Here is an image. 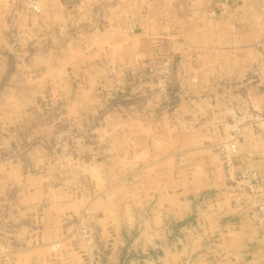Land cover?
<instances>
[{"label":"rangeland","instance_id":"374dc122","mask_svg":"<svg viewBox=\"0 0 264 264\" xmlns=\"http://www.w3.org/2000/svg\"><path fill=\"white\" fill-rule=\"evenodd\" d=\"M257 1L253 0L252 7L262 15L257 8ZM43 2L45 9L50 6L45 0ZM77 2L82 3V0ZM106 5L107 1L104 0L98 3L102 12L107 10ZM51 7L56 8L57 5L53 3ZM79 13L81 16L71 13L68 18L33 15L24 8V0H0V30L4 31L1 38L5 41L4 49L0 50L4 57L0 65V95L12 87L23 90L40 88L34 97L15 96L10 91L0 97L4 110L21 100L27 103L33 98L35 100L28 112L15 115L14 119L13 115L4 117L1 133L9 138L11 134H19L21 140L7 146L0 143V174L2 171L13 170L15 166L21 167L23 171H54L59 183L70 188L79 198L96 200L97 204H105L108 198L115 217H119L120 221L116 224L119 238L116 251L112 249L114 255H110L106 240L101 239L88 212L77 219L71 218L72 230L67 233L72 238L69 244L72 248L81 245L86 249L83 252L87 264H163L167 249L174 248L175 241L180 240V228L196 221V214H191L179 223L166 215L164 223L160 225L163 232L160 237L156 239L152 234L149 241L139 239L144 226L140 220L154 216V205L158 199L156 195L160 194L158 190H139L144 171L146 175L153 171H166L169 176L174 171V181L184 190L204 169L218 171L220 174L226 172L229 166L215 145L226 134L228 136L226 124L232 123L240 113L237 107L234 109V105H240L241 112L264 108V71H261V76L257 74L254 78L252 70H247L240 80L222 81V86L213 82L212 95L181 96L179 81L174 79L175 71L169 52L165 51L164 57L160 54L157 56L153 48L152 59L150 52L136 48L129 53L141 57L145 55L141 58L145 64L142 60L137 62L145 68L143 71L125 72V49L115 47L114 42L110 43V37H114V34L100 29L91 31V22H87L91 17L83 18L81 9ZM210 14L215 18L222 15L228 18L230 13L225 9H213ZM106 22L107 18L102 15L100 27ZM136 28L134 31L123 32L120 43L124 39L129 40ZM132 42L126 44L132 45ZM39 53H49L53 58L66 57L69 60L58 81L54 78L52 82L34 80L41 75L39 71L26 69L31 67L27 65L29 59ZM93 55L99 59L96 61L98 63L88 62L87 58ZM261 56L264 58L262 53ZM82 58L83 63L75 62ZM109 59L111 63H108ZM165 60L170 65L167 76L163 77ZM93 67L96 69L93 70ZM19 71L29 78H11L12 74ZM207 73L204 71L202 75ZM238 88L243 90L244 97L240 94L236 96L234 89ZM230 89L234 91L230 92ZM253 91L256 93L253 94ZM184 99L197 104L194 108L198 111L180 108ZM225 101L231 105L228 111L220 106ZM210 104L215 105L212 112L208 110L211 109ZM143 123L148 126L144 130H147L149 138L142 128ZM244 136L246 140L253 137L249 133ZM243 140L239 144V154L234 158L233 166L242 164L247 158L259 160L263 157L258 152L255 155L242 153L243 148L249 146L246 142L242 144ZM240 170H237L233 184H240L238 186L242 190L245 185ZM172 189L173 186L167 187L169 191ZM14 190L9 196H3L1 202L0 264H18L17 250L25 246L21 241L25 238L20 231L22 225L14 221L18 215L11 206L17 194ZM99 192H103V196L93 199ZM185 195L194 200L192 192ZM208 195L209 192L203 191L200 194L201 200H208ZM102 204L100 206L103 207ZM103 212L99 211V216ZM127 216L137 217L138 222L131 220L128 224ZM152 226L156 228L154 224ZM88 228L92 230L90 235ZM63 237L52 243L54 254L64 249L66 239ZM58 243V250H53ZM171 263L172 259L169 258L168 264Z\"/></svg>","mask_w":264,"mask_h":264},{"label":"crops","instance_id":"0c3cea01","mask_svg":"<svg viewBox=\"0 0 264 264\" xmlns=\"http://www.w3.org/2000/svg\"><path fill=\"white\" fill-rule=\"evenodd\" d=\"M45 1L50 5L43 13L45 15L68 18L73 13L81 16L79 13L81 9L82 17H91L87 20L88 23L91 22V31L100 29L113 33L114 37H110V43L114 42L115 47L125 49V72L143 71L145 68L137 64L145 55L141 57L129 53L134 52L136 48L150 52L151 56L153 48L157 56L160 54L164 57L165 51L169 52L175 71L174 79L179 81L178 89H181L179 92L181 96L212 95L213 82L222 86V81L240 80L247 70H252V77L257 74L261 76V71H264V58L261 56V53L264 56V15L253 9V0H104L107 1V10H103L104 13L98 7V3L103 0H89L90 3L87 0H83L82 3L72 0ZM53 3L57 5L56 8L51 7ZM96 7L98 10H94ZM213 9L217 11L225 9L230 13L229 17L222 15L215 18L210 14ZM102 15L107 18V22L100 27ZM128 22H133L135 27L137 26L136 32L133 36L128 34L130 41L124 39L121 44L120 36ZM3 32L1 29L0 50L5 47V41L1 38ZM131 39L132 45L126 44L131 42ZM83 58L75 62L83 63ZM87 60L98 63L96 61L99 59L93 55ZM3 61L4 57L0 54V65ZM142 61L145 64V60ZM68 62L66 57L57 59L49 53H39L29 59L27 65L31 67L26 69L39 71L41 75L33 78L34 80L44 79L46 82H52V78L58 81L62 77L63 67ZM111 62L109 59L108 63ZM57 64L59 66H56ZM245 66L247 68H244ZM95 69L96 67H93V70ZM204 71L208 72V75H202ZM11 78L18 80L29 77L19 71L17 74H12ZM201 82H209V84L206 86ZM199 85H202V89ZM232 90L230 89V92ZM234 90L237 92L236 96L240 94L244 97L242 89ZM9 91L15 96L34 97L40 88L23 90L12 87L5 92L2 91L0 97ZM254 93L256 91H253ZM215 94L221 95L220 92ZM189 102L184 99L180 108L196 110L194 107L197 104ZM34 104V98L30 103L21 100L17 104H11L8 110H4L3 104H0L1 144L7 146L21 140L19 134H11L9 138L1 133L4 117L13 115L14 119L15 115L28 112ZM210 105L211 109L208 110L212 112L215 110L212 108L215 105ZM220 106L228 111L231 105L230 102L225 101L220 103ZM233 107L234 109L237 107L239 112L242 110L238 104ZM142 128L148 129V126L143 123ZM144 131L149 138L147 130ZM245 142L249 146L244 147L242 153L255 155L258 152L263 155L256 160V164L264 174L263 142L254 137L249 140L245 138L242 144ZM241 168V164L228 168L229 175L227 171L220 174L218 171L204 169L187 190L182 189L174 181V171H171L170 176L166 171H153L150 175H146L144 171L145 175L142 177L139 190H155L160 191V194L156 195L158 199L154 205V216L140 220L144 226L143 234L139 239L149 241L152 234L156 239L160 237L163 233L160 225L164 223L166 215L179 223L195 213L196 221L180 228L182 232L179 236L180 240L175 241L174 248L167 249L163 264H168L169 258L172 259L171 264H264V223L260 226L250 218L254 204L251 202L247 188L244 186L240 190L238 186L240 184H233L238 174L237 170ZM56 177L54 171H23L18 166L0 174V210L3 206L1 203L3 196H9L14 189L17 193L11 206L18 215L15 216L14 221L22 225L21 235L25 236L21 239L25 246L15 252L19 257L18 264H87L83 252V249H86L81 245L72 248L69 244L72 238L67 234L72 230L71 218L77 219L85 212L90 214V220L99 230L101 239L106 240L111 250L110 255H114L119 238L116 224L120 221L119 217H115L114 208H111L108 198L105 204H97L96 200L81 199L70 188L59 183L60 180ZM168 186H173L172 191L167 190ZM203 191L209 192L208 200H201L200 194ZM187 192H192L194 200L187 198L185 195ZM100 195L103 196V192H99L93 199H99ZM101 204L103 207L100 206ZM99 211L103 212L101 216L98 214ZM126 218L128 224L131 220L138 222L137 217ZM153 224L156 228L152 226ZM144 229L147 231L144 232ZM62 237L66 239L64 249L54 254L52 243ZM181 245L182 249H180Z\"/></svg>","mask_w":264,"mask_h":264},{"label":"built area","instance_id":"2783aa9c","mask_svg":"<svg viewBox=\"0 0 264 264\" xmlns=\"http://www.w3.org/2000/svg\"><path fill=\"white\" fill-rule=\"evenodd\" d=\"M17 2V0H14ZM25 9L33 14H40L43 11L42 0H24ZM257 8L264 14V0L257 1ZM135 24L129 22L125 31H134ZM170 62L163 61L164 70L163 77L167 76ZM167 70V71H166ZM162 77V78H163ZM228 128V136L220 139L215 147L224 162L230 167L233 166V160L239 154V144L245 138L244 134L249 133L253 137L259 138L264 143V108L259 110L256 108L247 109L234 117L232 123L226 124ZM240 156V155H239ZM243 158V157H241ZM252 159V158H251ZM247 158L242 162V180L248 190L254 209L250 214V218L258 225L264 223V176L257 168L256 160ZM88 234H92V230L88 228ZM60 244H56L53 250H58Z\"/></svg>","mask_w":264,"mask_h":264},{"label":"bare ground","instance_id":"6f19581e","mask_svg":"<svg viewBox=\"0 0 264 264\" xmlns=\"http://www.w3.org/2000/svg\"><path fill=\"white\" fill-rule=\"evenodd\" d=\"M44 0H42V3H43V11H42V13H40V14H43L44 12H45V6H44V2H43ZM78 0H75V2H77ZM83 1V0H82ZM24 8H25V6H24ZM155 10V9H154ZM30 13V12H29ZM31 14H33V13H31ZM40 14H33V15H40ZM136 14V13H135ZM146 14V13H145ZM149 18V17H148ZM127 24H129V22L127 23ZM126 24V25H127ZM123 32H127V31H125V29L123 30ZM56 245V244H55ZM54 245V246H55Z\"/></svg>","mask_w":264,"mask_h":264}]
</instances>
